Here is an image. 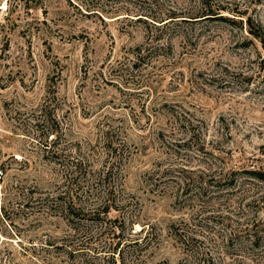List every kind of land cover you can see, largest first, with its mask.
<instances>
[{
  "label": "rangeland",
  "instance_id": "1",
  "mask_svg": "<svg viewBox=\"0 0 264 264\" xmlns=\"http://www.w3.org/2000/svg\"><path fill=\"white\" fill-rule=\"evenodd\" d=\"M0 264H264V0H0Z\"/></svg>",
  "mask_w": 264,
  "mask_h": 264
},
{
  "label": "trees",
  "instance_id": "2",
  "mask_svg": "<svg viewBox=\"0 0 264 264\" xmlns=\"http://www.w3.org/2000/svg\"><path fill=\"white\" fill-rule=\"evenodd\" d=\"M255 37H257V38H259V39H261V37H262V33H260V32H258V31H253V33H252ZM261 42H262V39H261ZM70 209H71V206L70 205H66V207H65V210L66 211H70Z\"/></svg>",
  "mask_w": 264,
  "mask_h": 264
}]
</instances>
